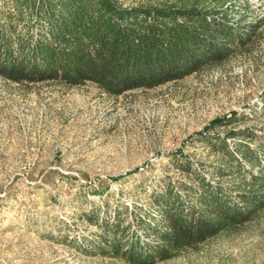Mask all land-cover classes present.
Here are the masks:
<instances>
[{
  "label": "rangeland",
  "instance_id": "1",
  "mask_svg": "<svg viewBox=\"0 0 264 264\" xmlns=\"http://www.w3.org/2000/svg\"><path fill=\"white\" fill-rule=\"evenodd\" d=\"M236 3L232 15L258 22L253 40L177 80L111 95L89 80L0 77V264H126L98 249L112 216L158 217L151 192L193 183V170L230 185L218 139L264 136V0ZM7 9L0 0L1 19ZM151 264H264V210Z\"/></svg>",
  "mask_w": 264,
  "mask_h": 264
},
{
  "label": "trees",
  "instance_id": "2",
  "mask_svg": "<svg viewBox=\"0 0 264 264\" xmlns=\"http://www.w3.org/2000/svg\"><path fill=\"white\" fill-rule=\"evenodd\" d=\"M236 2L12 0L13 9L0 18V77L69 86L89 80L111 95L177 80L222 62L253 40L258 22L247 20L246 11L232 15ZM241 132L231 146L218 139L217 173H235L230 185L212 183L198 170L191 173L193 183H166L151 192L158 217L134 215V226L118 215L107 220L101 254L151 264L264 210V136ZM247 137L258 138L255 145ZM183 168L192 171L190 162Z\"/></svg>",
  "mask_w": 264,
  "mask_h": 264
}]
</instances>
